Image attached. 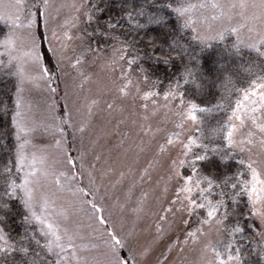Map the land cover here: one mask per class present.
Masks as SVG:
<instances>
[{
	"label": "snow or ice",
	"instance_id": "obj_1",
	"mask_svg": "<svg viewBox=\"0 0 264 264\" xmlns=\"http://www.w3.org/2000/svg\"><path fill=\"white\" fill-rule=\"evenodd\" d=\"M100 4L101 0H74L71 5L62 6L72 9L59 25L62 31L52 29L51 39L44 36L50 45L52 41L59 45L58 49L49 48L54 55L60 53L56 68L50 69L40 54V36L34 27L43 19L47 32L49 10L53 7L50 0L32 3L0 0V22L8 27L0 38V57L7 56V64L0 59V68H7L9 74L17 77L11 113L14 161L10 159L0 169V264H145L165 241H168L164 245L166 250L159 252L153 264H187L183 258L173 259L172 253L179 249L182 254L186 248L195 249L198 245L196 264H264V0L200 3L121 0L117 5L119 14L102 22L99 15L108 5ZM206 9L213 10L210 19L203 12L197 15ZM173 14L175 23L171 20ZM235 17L239 21L233 23ZM213 23L217 25L215 28ZM85 24L95 27L89 31L83 27ZM157 29V34L148 35ZM145 36H148L146 40ZM226 36L235 37L227 45L235 55H241L242 48L258 54L260 74L246 69L256 78L252 79L250 88L237 89L243 91V100L249 101L250 107L241 100L236 101L234 108L229 103L235 87V68L221 58L203 55L212 46L211 41L223 42ZM93 38L95 46L88 42ZM101 39L105 43H100ZM74 41L80 42L78 52L73 47ZM69 50L76 54L68 57ZM89 55L101 60L113 73L119 72L118 96L104 102L109 111L118 102L130 99L143 112L137 116L143 122H149L161 110L174 118L172 131L159 127L153 131L150 123L147 127L144 123L139 125L146 137L151 133L154 139L160 132L166 133L164 144L160 145L161 154L172 147L177 149L169 157L166 178H162L167 206H162L157 216L153 239L141 248L135 246V230H124L121 214L125 205L119 199L106 203L111 196L107 190L102 193L103 185L97 183L95 175L96 163L87 162L88 151L83 148L84 135L91 128L93 108L101 101L92 99L87 116L73 122L70 93L66 91L63 114H59L53 99L47 117L37 121L32 103L25 98L29 86L36 89L43 86L54 97L58 91V86H54L56 73L63 72L65 60L76 71L83 88L90 79L84 71ZM29 63L35 66V73L26 71L25 65ZM148 63L154 67L164 65L165 73L168 69L175 71L171 76L157 75ZM186 85H193L195 92L190 94ZM213 87L220 90L215 103L201 106L192 98L208 95ZM257 88L259 93L255 91ZM257 95L258 101L250 99ZM119 110L125 109L121 106ZM76 111L79 113V109ZM214 112H223L224 117L212 124L208 118ZM122 122L118 121L117 127ZM132 123L135 125L136 120ZM36 133L51 137L54 146L37 144ZM69 134L72 148L68 147ZM77 135L81 139L80 148H75ZM106 135L97 132L89 141L90 148ZM52 147L57 155L50 162ZM73 150L76 155L71 154ZM209 155L221 162L235 160L238 167L231 172L225 168L223 173H206L199 162L208 160ZM94 159L98 162L101 156L96 154ZM60 164L66 170H57L56 165ZM208 166L220 167L214 161L205 167ZM107 171L111 169L102 171L101 177ZM147 174L148 170L144 169L141 181ZM246 176L250 179H245ZM48 184L67 193L62 205L57 206L54 196L44 191ZM170 193L173 198L167 199ZM147 195L143 193L136 201L133 212L145 211ZM245 195L249 210L246 217L237 206ZM12 200L18 201L22 210L21 231L15 237L5 228ZM248 220L258 224L251 236L245 235L252 227ZM213 232L216 238L207 240ZM248 239L253 241L250 254H256L258 261L245 259L240 241ZM124 251L127 255H123Z\"/></svg>",
	"mask_w": 264,
	"mask_h": 264
},
{
	"label": "rangeland",
	"instance_id": "obj_2",
	"mask_svg": "<svg viewBox=\"0 0 264 264\" xmlns=\"http://www.w3.org/2000/svg\"><path fill=\"white\" fill-rule=\"evenodd\" d=\"M5 2H14V0H5ZM25 2L32 3L34 0H25ZM50 2L53 7L49 10L47 32L43 19L39 20L37 25L34 27L38 30V35L40 36V40L38 41V44L40 45L39 51L43 57L45 65L50 69H55L56 59L60 53L57 52L56 55H54L53 51H50L49 48L52 47L53 49H58L59 45L57 41H52L50 45L44 40V36L47 35L49 39H51L52 29H56L58 32L62 31V29L59 28V25L62 23L65 16L72 13L71 8L62 6L71 5L74 0H50ZM75 2H80V0H75ZM135 2L139 3L143 2V0H135ZM191 2L200 3L208 2V0H191ZM221 2H223V0H221ZM120 3L121 0H101L100 6L104 7L105 4H107L108 7L102 14L99 15V20L102 22L109 16L114 18L116 15H118L119 10L117 5ZM200 12H203V14L208 16L209 19L213 14V10L211 9L200 10L197 15H199ZM171 18L172 22L175 23L174 14L171 16ZM238 21L239 17H235L233 23ZM216 26V23H213V27L215 28ZM83 27H87L89 31H92L95 27V24L91 26L85 24ZM7 31V25H5L3 22H0V38H2L3 34ZM156 31L159 32V29ZM234 39V36H226L225 41L223 42L219 40L211 41L210 43L212 46L206 49L203 55L205 57L211 56L213 59L221 58L222 62H228L235 68V74L233 78L235 87L231 92L229 103L231 107L234 108L236 101L241 100L245 105L250 107L251 105L249 104V101L243 100V91H237V89L250 88L252 86L251 81L252 79H255L256 76L252 75L249 71H246V69H251L252 72H255L256 75H259V67L256 65L257 63L254 64V62L249 60L246 56H237L235 55L234 50L227 48V45H230ZM94 41L95 38L89 40L88 42L95 46ZM79 43V41H74L73 43V47L76 49V52L79 51ZM100 43L105 42L103 39H101ZM107 43L110 44L111 41H107ZM27 50V48H24V51ZM45 51L48 55V58H46ZM229 51L232 52L231 55L228 54ZM250 51L255 52L254 50L248 48L241 49V53ZM75 54V52L69 50L67 56L72 57ZM0 59H3L4 63L7 64V56L0 57ZM249 61H251V63H249ZM71 63H75V60H72ZM147 66L151 68L157 75L166 74L171 76V74L175 71V69H168L167 73H165V66L162 64L154 67L148 63ZM62 68V73H56L54 86H58V91L54 97L49 94L43 88V86L40 89L29 86L28 91L25 93V98L32 103L34 118L37 121L47 117L48 106L53 99L57 103L59 114H63L65 105L64 97L66 91L70 93L69 107L73 112V122H78L87 116V106L92 99H98L101 101L98 107L93 108L91 128L84 135L83 148L84 150L88 151L87 162L96 163L95 175L97 177V183L103 185L101 188L102 193L107 190L111 196V199L107 200L106 203L111 204L113 201L119 199V202L125 205L124 211L121 214L124 220V230H135V246L137 248H141L153 239L155 235V221L157 220V216L161 212V207L167 206L165 203V197L162 194V189L164 186L162 178H166L167 164L170 162L169 157L174 156L177 149L172 147L161 154L160 145L164 144L166 133L160 132L155 136L154 139L151 137V133L146 137L140 130L139 125L144 123V126L147 127L150 123L153 131L157 127L165 129L166 131H172L174 130V118L170 114H166L164 110H161L156 116L152 117L149 122H143L137 119V116H142L143 112L138 111V108L131 103L130 99L127 101L118 102L116 108H114L112 111H109L104 102H111L118 96L116 89L121 83L119 79V72L117 71L113 73L110 68L103 66V62L101 60L95 59L91 55L87 57V62L84 64V71L89 74L90 79L83 85V88H81L79 76L77 75L76 71L70 67L68 60H65ZM25 69L29 73L36 72L35 66L31 65L30 63L25 65ZM11 71L15 72V68H12ZM3 82V87H5L6 92L9 91L10 87H13L12 92L9 94V101L11 102H9L7 99L8 92L3 96L6 102L0 101V125L2 127L0 130L6 131L7 127L5 121L11 126V113L14 109L13 93L15 92L17 77L15 75L9 74V70L7 68H0V84ZM7 82L8 84H6ZM165 83H167V80H165ZM185 88L189 89L190 94L195 92V87L193 85H186ZM255 91L259 93L260 89L257 88ZM219 95V88L213 87L210 89V93L208 95H193L192 98L201 106H205L207 103H215V98ZM11 97L12 99H10ZM250 99L258 101L259 95L250 97ZM121 106H123L125 109L123 112L119 110ZM77 109H79V113H77ZM197 115L201 116L202 114L197 113ZM221 117H224L223 112H214L208 119L210 123L215 124L216 120L220 119ZM133 120H136L135 125L132 123ZM118 121L123 122L117 127ZM246 123L248 127H251L250 121H247ZM246 130L247 129H245V131ZM10 131L12 147L11 151L8 148V151L6 152V164L10 159L14 161L15 139L12 126ZM101 131L107 133V135L102 137L94 148H90V139L95 138L97 132ZM125 133H127V135H125ZM35 135L37 137L35 140L37 144H47L54 146L55 141L51 137H41L40 133H36ZM148 140H151L150 144L147 143ZM68 141V147L72 148L73 144L71 134L68 136ZM142 141L144 142L143 144ZM80 147L81 139L79 135H77L75 148ZM49 153L51 162V159H54L57 155V150L55 147H52L49 149ZM71 154L76 155L75 150H73ZM96 154L101 156V159L98 162H96L94 159ZM245 158L247 157L245 156ZM212 161H214L216 164H219L220 167L218 169L211 166L205 167L206 165H210V162ZM4 165L0 164V169H2ZM199 166L203 168L206 173H223L225 168L231 172L234 171L236 167H238L235 160L221 162L218 157L212 155H209L208 160L199 162ZM56 168L57 170H66L65 166L62 164L56 165ZM109 168L111 171H107V174L101 177V172L106 171ZM144 169L148 170V174L145 175L141 181V173ZM121 172L124 173L123 177L120 176ZM244 178L250 179L249 176ZM133 185H135L134 188L132 187ZM129 189H131L130 194ZM44 191H46L49 195L54 196L57 206L62 205L65 201V198L67 197V193L60 192L54 184H48ZM143 193L148 194L146 197L145 211L137 214L133 212L132 209L136 206V201L142 197ZM171 198L173 197L170 193L167 199ZM10 204L11 211L6 214L7 224L5 225V228L11 234V236L15 237L21 231L19 220L21 218L20 213L22 210L18 201L12 200ZM246 204L247 196L245 195L242 198V202L237 205L238 208L245 213V217L249 214ZM247 223L252 224V227L248 229L245 235L251 236L258 229V224L253 223L251 220H248ZM181 238L183 237L181 236ZM215 238L216 234L213 232L206 239L214 240ZM84 242L87 243L88 241L85 240ZM166 243H168V241H165L164 244H161L157 248L156 253L147 261H145V264H153V261L158 258L159 252L166 250L164 246ZM240 243H242L244 246L242 251L246 260H259V257L256 254H250L253 248V241L248 239L242 240ZM199 247V245L196 246L195 249L188 247L182 254L179 253V249H177L172 253V257L173 259L177 260L183 258L187 264H196V262L199 260ZM123 255H127V252L124 251Z\"/></svg>",
	"mask_w": 264,
	"mask_h": 264
},
{
	"label": "trees",
	"instance_id": "obj_3",
	"mask_svg": "<svg viewBox=\"0 0 264 264\" xmlns=\"http://www.w3.org/2000/svg\"><path fill=\"white\" fill-rule=\"evenodd\" d=\"M172 19V18H171ZM158 33V31H155V32H150L148 35L150 36V35H155V34H157ZM148 38V36H145V40ZM43 46H44V43H43ZM44 49H45V46H44ZM45 54H46V58H48V55H47V53H46V51H45ZM157 54H159V53H157ZM241 55H244V56H246L249 60H252L253 62H254V64H256L258 67H259V57H258V54L256 53V52H252V51H250V52H243V53H241ZM255 68V67H254ZM6 84H8V82L6 83ZM0 86H2V87H0V101L1 102H4L5 100H4V98H3V96L8 92V97H7V99H8V101H9V94H10V92H12V88L13 87H10L9 88V91H5L6 89H5V87H3L4 86V82L2 83V84H0ZM12 86V85H11ZM6 97V96H5ZM10 99H12V97L10 98ZM6 102V101H5ZM9 102H11V101H9ZM5 123H6V127H7V130L6 131H4V130H0V164H6V161H5V158H6V152L8 151V148H9V150L11 151V140H10V134H11V131H10V129H11V126L9 125V124H7V122L5 121ZM0 129H2V127H1V125H0ZM9 136V137H8ZM4 152H5V154H4Z\"/></svg>",
	"mask_w": 264,
	"mask_h": 264
}]
</instances>
